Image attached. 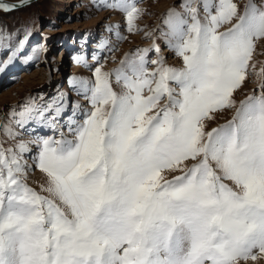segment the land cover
<instances>
[{"label":"snow or ice","instance_id":"snow-or-ice-1","mask_svg":"<svg viewBox=\"0 0 264 264\" xmlns=\"http://www.w3.org/2000/svg\"><path fill=\"white\" fill-rule=\"evenodd\" d=\"M97 6L122 11L129 33L142 31L135 0ZM180 7L162 18L160 34L182 67L167 66L146 32L150 49L126 53L111 72L96 67L92 80L69 82L86 108L58 94L0 116V264L264 258V67L252 63L264 41V0L243 7L181 0ZM250 70L259 92L237 104L233 94ZM226 110L231 118L209 127ZM34 170L44 176L39 191L27 182Z\"/></svg>","mask_w":264,"mask_h":264},{"label":"rangeland","instance_id":"rangeland-1","mask_svg":"<svg viewBox=\"0 0 264 264\" xmlns=\"http://www.w3.org/2000/svg\"><path fill=\"white\" fill-rule=\"evenodd\" d=\"M164 2L166 0H135L136 7L143 15L136 21V28L142 31L134 34L127 31L125 14L98 7L100 0H37L18 10H0V32L8 36L6 41L0 37V67L4 68L0 71V116L7 117L13 111L19 114L32 101L37 105L45 104L58 94L67 95L70 100L86 108L87 101L72 91L69 82L92 80L96 67L102 65V71L111 72L119 66L126 53L131 56L137 49H150L152 38L146 39V32L153 33L156 45L161 50L159 55L165 58L167 66L182 67V60L169 50L160 34V30L167 31L162 18L170 9L181 12V0ZM236 2L243 7L245 0ZM254 3L259 5L261 0H254ZM26 32H30V35L25 39ZM20 41H24L22 48ZM260 42L252 60L256 71L264 67V47ZM156 58L154 51L149 53L150 69L153 67L150 61ZM22 72L29 77L20 78ZM113 88L120 91L114 78ZM10 89H14V92L5 97L4 93ZM254 91L259 92L258 79L250 70L248 78L233 94V98L238 104ZM231 115L232 110L217 114L215 120L209 122V127L225 123ZM38 130L39 135L47 136V130ZM31 131L30 126L21 138L29 139L27 133ZM11 143L9 141L5 146ZM32 152H36L35 147ZM28 163L32 161L29 159ZM43 181L44 176L38 170L28 174V184L37 191ZM248 264H264V258L249 261Z\"/></svg>","mask_w":264,"mask_h":264},{"label":"water","instance_id":"water-1","mask_svg":"<svg viewBox=\"0 0 264 264\" xmlns=\"http://www.w3.org/2000/svg\"><path fill=\"white\" fill-rule=\"evenodd\" d=\"M35 1H37V0H30V3L27 4L26 6L34 3ZM22 2H23V0H20V1H17V2H10V1H6V0H0V8H2L4 5H7V6L20 5ZM26 6H23V7H26ZM23 7L16 8L15 10L21 9ZM12 11H14V10H12ZM3 12H9V11H3Z\"/></svg>","mask_w":264,"mask_h":264},{"label":"bare ground","instance_id":"bare-ground-1","mask_svg":"<svg viewBox=\"0 0 264 264\" xmlns=\"http://www.w3.org/2000/svg\"><path fill=\"white\" fill-rule=\"evenodd\" d=\"M167 1H170V0H166V2H164V3H167ZM260 43H261V46L264 47V41H261ZM167 52H168V51L166 50L165 53H167ZM21 77H23L24 79H27L29 76H26V74L22 72L21 75H20V78H21ZM13 88H14V87H13ZM13 92H14V89H10V90H8V91H6V92L4 93V96H5V97H6V96H9V95H10L11 93H13ZM4 96H3V97H4Z\"/></svg>","mask_w":264,"mask_h":264}]
</instances>
